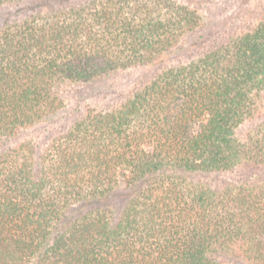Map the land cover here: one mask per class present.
Instances as JSON below:
<instances>
[{"label":"trees","instance_id":"1","mask_svg":"<svg viewBox=\"0 0 264 264\" xmlns=\"http://www.w3.org/2000/svg\"><path fill=\"white\" fill-rule=\"evenodd\" d=\"M228 1L0 0V264H264V0Z\"/></svg>","mask_w":264,"mask_h":264},{"label":"rangeland","instance_id":"2","mask_svg":"<svg viewBox=\"0 0 264 264\" xmlns=\"http://www.w3.org/2000/svg\"><path fill=\"white\" fill-rule=\"evenodd\" d=\"M240 1L241 0H233V1H228L226 3L223 2L224 4H220L218 6L216 5L214 7V9H213L214 13H213L212 17L214 18V20H217V21L222 20L224 18H230L231 15H233L232 13L237 12V10L241 8L240 7L241 6V2ZM226 9H228V10L226 11ZM8 10H9L10 13L13 12V10H11V9H8ZM6 13H7V11H6ZM12 14H14V12ZM6 15L7 14H5L3 12L0 13V22L1 23L6 19ZM124 77L125 78H123V79L118 78V77L111 78L109 80L104 81L103 84L102 83L101 84H93L90 87H88L85 90V92H86L87 95H96L97 92H99V91H102V92L103 91H108L109 92V91H112L114 89L115 85H118L120 83L123 84L124 82H126V81L130 80L131 78H133L131 73L128 74V75L126 74ZM93 101L96 102V103H99V104H101L103 102L102 100H97V98H94V97H93ZM38 133L39 132H37V131H31V130L26 131V132L22 133L19 137H16V139H13L11 141L13 143L9 144V146L17 144L19 141H25V139H26L25 142H27L29 139L32 138V136H35ZM4 147L5 146H2L0 144V151L2 149H4Z\"/></svg>","mask_w":264,"mask_h":264}]
</instances>
